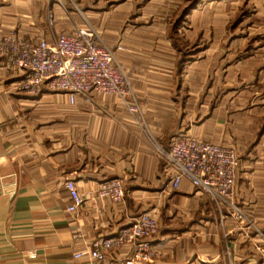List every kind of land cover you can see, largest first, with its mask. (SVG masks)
<instances>
[{
    "label": "crops",
    "instance_id": "obj_1",
    "mask_svg": "<svg viewBox=\"0 0 264 264\" xmlns=\"http://www.w3.org/2000/svg\"><path fill=\"white\" fill-rule=\"evenodd\" d=\"M49 6V0H0V34H45ZM144 17L111 7L102 35L127 73L139 107L134 113L117 96L94 90L92 102L77 96L73 104L61 91H13L11 81L21 75L0 59V264L128 259L130 244L96 259L89 257L91 243L143 211L156 216L158 229L154 256L138 264H264V44L243 55L242 36L219 37L215 30L210 36L209 25L194 56L179 44L170 18ZM180 133L235 148L232 200L250 222L216 207L187 180L171 188L151 140L168 148ZM114 177L124 184L119 203L97 195L100 182ZM68 179L83 197L72 212Z\"/></svg>",
    "mask_w": 264,
    "mask_h": 264
},
{
    "label": "built area",
    "instance_id": "obj_2",
    "mask_svg": "<svg viewBox=\"0 0 264 264\" xmlns=\"http://www.w3.org/2000/svg\"><path fill=\"white\" fill-rule=\"evenodd\" d=\"M0 59L4 67L21 76L11 81L13 91L36 96L43 89L61 91L73 104L80 96L92 102L91 91L112 94L130 112L139 110L126 71L115 62L114 50L106 45L91 27L75 26L69 32L26 37L13 29L0 34ZM157 155L170 174L171 188L187 180L216 207L231 210L239 222H250L245 211L232 200L237 176L238 154L233 146L213 143L191 134L180 133L164 148L151 140ZM71 203L68 212L75 211L83 197L71 179L66 180ZM97 195L119 203L124 197L123 180L119 177L100 182ZM158 221L150 211H143L132 222L108 237L92 240L89 257L104 259L109 250L130 244L131 257L110 260L107 264H138L154 256L151 238L157 232ZM83 253L76 252L74 257Z\"/></svg>",
    "mask_w": 264,
    "mask_h": 264
},
{
    "label": "rangeland",
    "instance_id": "obj_3",
    "mask_svg": "<svg viewBox=\"0 0 264 264\" xmlns=\"http://www.w3.org/2000/svg\"><path fill=\"white\" fill-rule=\"evenodd\" d=\"M49 5L50 10L44 15V32L49 38L80 25L93 28L103 41L102 35L109 25V8L123 6L131 14L143 13V21H154L155 16L170 18L178 25L179 44L194 56L203 45L202 33H208L205 30L209 25L210 36L214 30L219 37L221 31H226V37L228 33L242 36L243 55L254 44H264V15L253 13L254 9L264 10V0H49ZM190 5L197 9L193 15H190L193 9ZM189 26H194L193 32L187 30Z\"/></svg>",
    "mask_w": 264,
    "mask_h": 264
},
{
    "label": "trees",
    "instance_id": "obj_4",
    "mask_svg": "<svg viewBox=\"0 0 264 264\" xmlns=\"http://www.w3.org/2000/svg\"><path fill=\"white\" fill-rule=\"evenodd\" d=\"M193 7H194V5H190V6H189L190 9L193 8Z\"/></svg>",
    "mask_w": 264,
    "mask_h": 264
}]
</instances>
